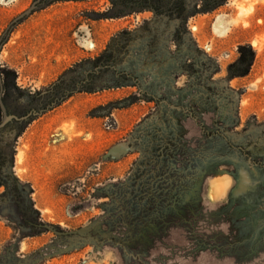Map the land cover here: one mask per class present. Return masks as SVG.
<instances>
[{
    "label": "rangeland",
    "instance_id": "374dc122",
    "mask_svg": "<svg viewBox=\"0 0 264 264\" xmlns=\"http://www.w3.org/2000/svg\"><path fill=\"white\" fill-rule=\"evenodd\" d=\"M108 8L0 0L12 116L46 108L66 72L77 68L75 90L85 60L118 51L104 90H71L0 144L16 155L0 171V264H264V0L191 18L180 44L176 23ZM242 45L256 59L232 79Z\"/></svg>",
    "mask_w": 264,
    "mask_h": 264
},
{
    "label": "trees",
    "instance_id": "16d2710c",
    "mask_svg": "<svg viewBox=\"0 0 264 264\" xmlns=\"http://www.w3.org/2000/svg\"><path fill=\"white\" fill-rule=\"evenodd\" d=\"M87 0H44L45 5L50 6L60 2H77ZM109 3L107 15L111 19H121L133 15L152 13V21L155 24L176 23L177 28L174 33V40L181 43L186 35H189L188 24L191 18L199 14H207L223 7L228 0H106ZM39 9V8H38ZM117 49L109 46L99 56L94 59L85 60L81 65L83 72L78 76L72 77V80L78 82L75 90L68 87L69 77L77 72L71 69L66 72L53 88L48 90V95L52 104L41 111H31L30 113L9 120L5 126L0 127V144H8L9 138L13 135L19 137L20 133L33 117L38 116L49 110L56 104L62 103L69 99L73 92L95 93L104 90L106 87L103 83L98 84L99 78H105L106 74L114 67L118 66ZM240 58L229 67V77H244L252 68L256 52L250 45H242L239 49ZM132 80H136L135 75H131ZM71 90L73 92H71ZM7 111L8 108L6 107ZM9 112V111H8ZM11 115V114H10ZM3 110L0 106V123L2 122ZM27 117V118H26ZM26 118V119H23ZM25 122V123H24ZM15 153L8 155L0 149V171L2 172L7 166L14 164Z\"/></svg>",
    "mask_w": 264,
    "mask_h": 264
},
{
    "label": "water",
    "instance_id": "95a60500",
    "mask_svg": "<svg viewBox=\"0 0 264 264\" xmlns=\"http://www.w3.org/2000/svg\"><path fill=\"white\" fill-rule=\"evenodd\" d=\"M37 4H38V2H36V3L34 4V6L37 5ZM34 9H35V8H34ZM32 11H33V9L27 11L25 14H23L21 17H19L14 23L18 22L19 20H21L23 17H25L27 14L31 13ZM0 106H1V108H2V110H3V120H2V122L0 123V127H3V126H5V124H6L9 120H11V119H13V118H16V116H12V115H10V114L8 113L7 109H6V106H5L4 104L1 103ZM26 118H27V117H26ZM26 118H23V119H26ZM46 228H47V227H46Z\"/></svg>",
    "mask_w": 264,
    "mask_h": 264
},
{
    "label": "bare ground",
    "instance_id": "6f19581e",
    "mask_svg": "<svg viewBox=\"0 0 264 264\" xmlns=\"http://www.w3.org/2000/svg\"><path fill=\"white\" fill-rule=\"evenodd\" d=\"M245 13V11H244V9H243V12H242V14H244ZM20 158H21V161L23 160L22 158V156H20ZM217 196H220V194H219V192H218V195H213V199H216L217 198Z\"/></svg>",
    "mask_w": 264,
    "mask_h": 264
},
{
    "label": "built area",
    "instance_id": "2783aa9c",
    "mask_svg": "<svg viewBox=\"0 0 264 264\" xmlns=\"http://www.w3.org/2000/svg\"><path fill=\"white\" fill-rule=\"evenodd\" d=\"M229 57H231V54H228V55H227V58H229Z\"/></svg>",
    "mask_w": 264,
    "mask_h": 264
},
{
    "label": "crops",
    "instance_id": "0c3cea01",
    "mask_svg": "<svg viewBox=\"0 0 264 264\" xmlns=\"http://www.w3.org/2000/svg\"><path fill=\"white\" fill-rule=\"evenodd\" d=\"M145 14H150L151 16H153V14L152 13H145ZM143 15V14H142Z\"/></svg>",
    "mask_w": 264,
    "mask_h": 264
}]
</instances>
